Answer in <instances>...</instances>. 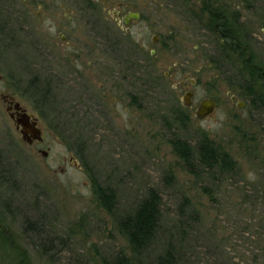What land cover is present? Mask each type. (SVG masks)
<instances>
[{"label":"rangeland","instance_id":"rangeland-1","mask_svg":"<svg viewBox=\"0 0 264 264\" xmlns=\"http://www.w3.org/2000/svg\"><path fill=\"white\" fill-rule=\"evenodd\" d=\"M257 1L264 2L221 0L216 9L242 45L249 46ZM48 2L59 6L46 4L47 18L32 8L27 24L21 0H0V264L38 256L32 241L58 264H106L120 255L156 264L186 198L202 222L194 241L173 243L179 264H218L223 232L232 236L228 257L253 264L264 245V103L247 95V50H224L211 18L197 8H146L126 34L106 28L114 0ZM58 23L79 41L59 42ZM187 78L195 84L175 87ZM185 91H192L189 107ZM3 94L38 118L42 142L22 139ZM205 98L217 105L198 119ZM176 138L189 145L188 160L175 150ZM203 138L228 155L232 169L200 163ZM97 190L110 193L111 209ZM151 190L160 198L161 230L135 254L120 221Z\"/></svg>","mask_w":264,"mask_h":264},{"label":"flooded vegetation","instance_id":"flooded-vegetation-1","mask_svg":"<svg viewBox=\"0 0 264 264\" xmlns=\"http://www.w3.org/2000/svg\"><path fill=\"white\" fill-rule=\"evenodd\" d=\"M53 2V0H51ZM23 5L22 12L27 13L25 22L28 24L30 21L29 13L32 12V8H36L34 11L35 17H39L40 15L43 18H47V12H42L41 10L45 8L47 4L49 6L48 0H21ZM49 7H58V4L50 3ZM112 8L111 11V22L106 23V28L109 32H111L114 28H118L123 33L129 34L133 30L134 26L142 19L143 10L149 7L157 6V7H172L179 9H190L197 8L202 10V15H205V18H211L213 23V28L216 32L219 33L222 40H224V50H228L235 53H243L244 50H247V55L249 57V67H250V87L252 89L251 98H254L258 103H264V2L257 1L253 2V14H252V26L249 31L250 43L249 46L242 45L240 39L235 34V30H230L227 24L229 23L228 17L226 14L220 10H222V2L221 0H114V2L110 3ZM220 9V10H216ZM237 15L238 12H236ZM70 17V16H69ZM193 19V17H192ZM202 19V18H201ZM44 21V20H43ZM43 21H39L38 25H34V29H39L41 25H43ZM57 39L62 44L71 40L73 43H76L77 38L69 37L65 35L61 31L60 24H57ZM67 29L72 30V28L67 27ZM41 29V28H40ZM73 31V30H72ZM235 32V33H234ZM157 35H153L151 40L153 42L157 41ZM152 54H154V50H150ZM172 69V67H170ZM182 81V80H181ZM180 82V81H179ZM184 82H188L186 79L180 84L182 85ZM178 83V82H177ZM176 83V84H177ZM175 84V85H176ZM191 84V83H190ZM175 86V87H179ZM186 92V91H185ZM184 92V93H185ZM230 99L237 106V102H239L238 96L231 94ZM8 94H3L1 97L6 103V110L15 124V128L18 131H22V125L18 122L19 119L23 118L25 113L34 116L32 113L28 112L24 106L21 105L20 108H15L14 104L16 102L15 99H11ZM234 96V99L231 97ZM14 97V96H13ZM192 97V96H191ZM214 99V98H212ZM215 100V99H214ZM217 102V101H216ZM244 103V102H243ZM238 107V106H237ZM242 107V106H241ZM240 108V107H238ZM213 112V111H212ZM211 112V113H212ZM210 113V114H211ZM33 117L29 116L26 120L29 123H32ZM37 118V117H36ZM38 125V118H37ZM39 127V126H38ZM42 135V133H41ZM43 136L41 140L33 139V142H42ZM29 143V144H31ZM31 248H33V252L38 256H20L16 255L14 257L9 258V264H58V259L54 257L47 256L46 246H44L41 242L32 241L28 243ZM15 253H21L20 247H17ZM28 254V252H25Z\"/></svg>","mask_w":264,"mask_h":264},{"label":"trees","instance_id":"trees-1","mask_svg":"<svg viewBox=\"0 0 264 264\" xmlns=\"http://www.w3.org/2000/svg\"><path fill=\"white\" fill-rule=\"evenodd\" d=\"M247 91H249V88L246 92ZM247 95H251V92H247ZM172 143L179 156L188 160L190 147L187 142L176 138ZM198 160L205 168L209 169L216 167L220 170L227 171L228 169H232L233 166L228 155L223 151H219L206 138H203L199 143ZM97 197L105 208L108 210L111 209L112 200L108 191L97 190ZM180 206V217L175 227L176 230L174 232H168L169 235L165 240L167 243L162 253L157 256L156 264H179V256H177L176 253L178 251L175 249V246H173V243L181 245L186 240L194 241L198 236L197 232L202 222L201 213L195 208L194 203L187 198L182 201ZM160 221V198L154 190H151L148 196L139 202L135 212L120 221L122 232L126 235L132 252L140 254L150 247L154 240L158 238L161 230ZM231 237L232 236L228 235L227 232H223L222 237L218 240V242L223 245V249L220 251L218 264H237L228 257L226 248H224ZM259 248L262 253L255 257V264H259L262 259H264V245ZM257 258L260 260H257ZM106 264H133V261L127 256L120 255L112 262H107Z\"/></svg>","mask_w":264,"mask_h":264},{"label":"water","instance_id":"water-1","mask_svg":"<svg viewBox=\"0 0 264 264\" xmlns=\"http://www.w3.org/2000/svg\"><path fill=\"white\" fill-rule=\"evenodd\" d=\"M187 81H189L192 85L195 84L194 80L191 78H187ZM183 82L180 81L178 82L175 86L180 85ZM192 96V91H186L183 96H182V103L184 107H189L190 106V99ZM11 99H14L13 96H10ZM232 99H234V96L231 97ZM217 105L216 100L212 99V98H205L202 99L199 102V105L197 106L196 110H195V116L198 119H202L204 117H206L207 115H209L213 110L214 107ZM243 105L242 102H237V106L241 107ZM15 108H20L21 105L18 101L15 102L14 104ZM33 117L32 115H29L27 113H25L23 115L22 119H19L18 122L21 123L22 125V131H20L21 133V137L22 139H24L27 143H31L33 139L35 140H41L42 139V135H41V129L40 127H38L37 125V118L33 117L32 123H29L26 118L27 117ZM44 154H46V152L44 151Z\"/></svg>","mask_w":264,"mask_h":264}]
</instances>
